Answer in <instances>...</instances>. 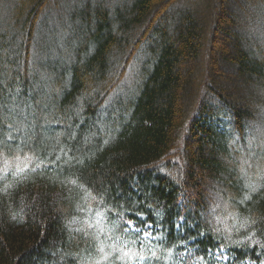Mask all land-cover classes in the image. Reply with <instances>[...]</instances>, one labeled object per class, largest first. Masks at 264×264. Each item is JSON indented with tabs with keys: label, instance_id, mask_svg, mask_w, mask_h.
<instances>
[{
	"label": "trees",
	"instance_id": "16d2710c",
	"mask_svg": "<svg viewBox=\"0 0 264 264\" xmlns=\"http://www.w3.org/2000/svg\"><path fill=\"white\" fill-rule=\"evenodd\" d=\"M49 1L20 0L0 31V264L122 249L98 237V215L125 241L155 237L146 264H264V57L243 36L264 0L83 3L66 60L32 64ZM141 55L132 90L112 99Z\"/></svg>",
	"mask_w": 264,
	"mask_h": 264
},
{
	"label": "rangeland",
	"instance_id": "374dc122",
	"mask_svg": "<svg viewBox=\"0 0 264 264\" xmlns=\"http://www.w3.org/2000/svg\"><path fill=\"white\" fill-rule=\"evenodd\" d=\"M20 0H0V31L3 32L5 30H8L9 27H11L13 21H12V14L16 13V6H20L19 3ZM101 0H50L49 5L45 7V10L43 11L42 17L38 21V25L35 32V42H34V49H33V56H32V64L34 61L42 62L44 59L47 60L51 56L57 57L58 59H61L63 61L66 60V55H68V51L66 49V46L63 45L64 42H68L72 37V24H70V20L68 18L69 12H74L75 9L81 8L83 3L91 2L93 4L98 3ZM121 0H106V5L109 7L110 5H116L120 3ZM122 2V1H121ZM193 4L194 6H191V8H196L197 6L201 5H195L196 3L193 2H187V6ZM58 6V7H57ZM185 8L184 3H177L174 8ZM250 8L249 14L247 16L249 17V20L253 22L254 25V31L257 33H253L251 36L243 35L246 39V42H244V45L248 47L249 50L255 52V55H258L257 57H264V47L261 41H257L259 39H263L264 37V4H259L257 6H253L251 4L247 9ZM171 17L170 15L168 18ZM245 20V17H244ZM163 25L169 24V19L166 20V22H161ZM74 24V23H73ZM75 25V24H74ZM14 29H11L9 32L12 34V37L15 36L17 28L13 27ZM259 32H258V31ZM237 31V30H236ZM8 32V33H9ZM256 38V39H255ZM69 39V40H68ZM68 40V41H67ZM46 47L51 51L48 53V55L42 57L41 56V50ZM260 47L262 49L263 53H260V51L257 49ZM47 57V58H46ZM138 60L133 62L130 71L128 73V76L124 79V81L117 87L112 99H116L117 97H122L123 99H126V97L129 94V91L132 90L133 86L135 85V82L138 80V65L142 61H144L145 57L143 55L138 56ZM141 61V62H140ZM142 66V64H141ZM225 71L228 74L232 75V72L227 70V67H225ZM236 87V86H235ZM236 87V94L239 96H242L244 98H248V94L245 91H237ZM235 91V88L232 89ZM243 90V89H242ZM250 101V100H249ZM253 102V101H250ZM256 105V103L254 102ZM258 107L257 105L255 106ZM259 108V107H258ZM248 143L251 144L252 148L255 149H261V136L260 132L256 133V139L258 138L257 146H254L253 141V133L251 131H248ZM251 136V137H249ZM264 145V144H263ZM248 156V155H247ZM247 156L242 159L240 158V162H242L240 169L241 173H245V165L246 167L249 165L247 162ZM252 159V158H251ZM16 170H18V164H16ZM250 168H252L251 165H249ZM21 167V166H20ZM257 169L259 166H255ZM249 168V167H248ZM2 172V169H0V173ZM250 172V170L248 171ZM213 184L208 183V186H212ZM207 186V187H208ZM93 223L97 224V235L100 238L101 235H106V240H109V243L114 240L116 243H120L123 248H116L114 246L115 243H110V246L106 247V250L101 251L100 248V254L98 256L101 257L104 256L103 259H98L96 262L92 264H108L109 259L111 257L115 256L117 257V261H120V264H146L147 257L146 252H149L151 243L153 242V237L151 234H143V232L137 231V235H135V238H132L131 235L130 238L133 239L131 242L125 241L124 238H122L120 235H115L113 229H110L111 227H106L107 223L106 220L103 218L102 215H98ZM133 227L132 225L129 226V230ZM132 230V229H131ZM130 230V232H132ZM133 233V232H132ZM130 235V234H129ZM99 240V239H98ZM105 240V239H104ZM105 240V241H106ZM113 241V242H114ZM118 241V242H117ZM115 247V248H113ZM119 250V251H118ZM131 250L132 255L125 256L124 252ZM119 252V254L117 253ZM151 252V251H150Z\"/></svg>",
	"mask_w": 264,
	"mask_h": 264
},
{
	"label": "snow or ice",
	"instance_id": "6c2138e0",
	"mask_svg": "<svg viewBox=\"0 0 264 264\" xmlns=\"http://www.w3.org/2000/svg\"><path fill=\"white\" fill-rule=\"evenodd\" d=\"M131 223H132V222L129 221V224H131ZM134 230H135V229H134ZM101 251H103V249H101ZM124 255L130 257V256L132 255L131 250H128V251L124 252Z\"/></svg>",
	"mask_w": 264,
	"mask_h": 264
},
{
	"label": "bare ground",
	"instance_id": "6f19581e",
	"mask_svg": "<svg viewBox=\"0 0 264 264\" xmlns=\"http://www.w3.org/2000/svg\"><path fill=\"white\" fill-rule=\"evenodd\" d=\"M201 74V73H200ZM206 88V87H205ZM208 94V93H207ZM208 102V101H207Z\"/></svg>",
	"mask_w": 264,
	"mask_h": 264
}]
</instances>
